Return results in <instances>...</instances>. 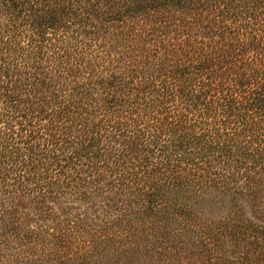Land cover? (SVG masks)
<instances>
[{
  "label": "trees",
  "instance_id": "1",
  "mask_svg": "<svg viewBox=\"0 0 264 264\" xmlns=\"http://www.w3.org/2000/svg\"><path fill=\"white\" fill-rule=\"evenodd\" d=\"M0 264H264V0H0Z\"/></svg>",
  "mask_w": 264,
  "mask_h": 264
}]
</instances>
